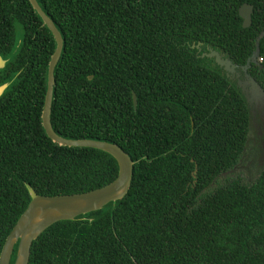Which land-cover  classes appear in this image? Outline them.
<instances>
[{
	"label": "trees",
	"instance_id": "trees-1",
	"mask_svg": "<svg viewBox=\"0 0 264 264\" xmlns=\"http://www.w3.org/2000/svg\"><path fill=\"white\" fill-rule=\"evenodd\" d=\"M38 1L66 40L54 129L115 143L136 165L123 201L52 226L30 264H264V170L252 184L223 176L242 164L250 112L237 82L197 48L246 65L264 33V0ZM245 4L254 7L249 29ZM19 38L0 72V85L12 83L0 98V255L31 202L28 184L43 196L73 195L119 174L111 155L47 136L55 38L29 0H0V55ZM250 73L264 88V38Z\"/></svg>",
	"mask_w": 264,
	"mask_h": 264
},
{
	"label": "water",
	"instance_id": "water-1",
	"mask_svg": "<svg viewBox=\"0 0 264 264\" xmlns=\"http://www.w3.org/2000/svg\"><path fill=\"white\" fill-rule=\"evenodd\" d=\"M29 1L56 41V49L48 68L47 92L42 115L43 127L47 136L60 146L96 149L111 155L118 163L119 174L115 181L102 188L73 195L43 196L28 184L31 202L6 239L0 255V264H30L34 243L48 229L57 223L75 221L80 217L102 211L111 204L123 201L130 193L135 175L136 162L119 145L103 140L68 139L58 134L54 129L52 114L57 84L56 70L64 54L66 40L59 26L43 9L40 2L38 0ZM253 14L254 7L252 5L245 4L240 9L245 29H249L253 25ZM263 38L264 33L258 37L257 49L244 66L235 64L223 51H212L206 55L208 58L214 59L216 65L227 73L229 80L237 81V87L241 90L250 112L251 128L256 125L255 121L258 118L264 122V88L250 73L254 64L260 65L261 40ZM22 44L23 40L19 38L14 52L9 57L0 55V72L5 70L17 56ZM11 84L9 82L0 85V98L4 96ZM133 99L137 108L136 93L133 94ZM236 170L227 172L223 176H228Z\"/></svg>",
	"mask_w": 264,
	"mask_h": 264
},
{
	"label": "rangeland",
	"instance_id": "rangeland-1",
	"mask_svg": "<svg viewBox=\"0 0 264 264\" xmlns=\"http://www.w3.org/2000/svg\"><path fill=\"white\" fill-rule=\"evenodd\" d=\"M252 129L251 138L247 147L246 154L242 164L237 168L234 175L226 177H241L245 184H252L264 170V163L261 165L260 160L264 159L263 145L264 142V122L258 118ZM213 186L211 188H214Z\"/></svg>",
	"mask_w": 264,
	"mask_h": 264
},
{
	"label": "flooded vegetation",
	"instance_id": "flooded-vegetation-1",
	"mask_svg": "<svg viewBox=\"0 0 264 264\" xmlns=\"http://www.w3.org/2000/svg\"><path fill=\"white\" fill-rule=\"evenodd\" d=\"M197 48H198V54L199 55H201L200 57L201 58H208L206 55L207 54H209V53H211L212 51H219V50H216V49H214V48H212L211 46H206L205 44H203V43H199V45L197 46ZM221 52V51H220ZM208 59H210V58H208ZM210 60H213L214 61V63H215V60L214 59H210ZM216 64V63H215ZM223 70V69H222ZM223 73L224 74H226V76H227V73H225L224 72V70H223ZM235 80H237V78H234ZM237 82V81H236ZM135 105V104H134ZM253 127L254 126H252V128H251V130L253 129ZM252 133V132H251ZM251 138V137H250ZM250 138H249V141H248V144H247V147H248V145H249V142H250ZM262 145H263V153H264V142L262 143ZM246 151L247 150H245V154H246ZM264 163V159H262V161L260 160V164L262 165ZM213 187V186H212Z\"/></svg>",
	"mask_w": 264,
	"mask_h": 264
}]
</instances>
